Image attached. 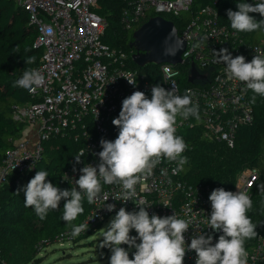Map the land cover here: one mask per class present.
<instances>
[{"label": "built area", "instance_id": "1", "mask_svg": "<svg viewBox=\"0 0 264 264\" xmlns=\"http://www.w3.org/2000/svg\"><path fill=\"white\" fill-rule=\"evenodd\" d=\"M14 1L27 12L37 32L35 43L43 47L42 61L33 69L44 76V81L30 92L33 101L13 106V117L22 121L25 129L0 163V187L13 172L35 169L46 144L55 137H64L79 146L63 171V179L71 188L79 190L75 180L82 174L80 169L86 164L96 167L100 163L101 139L115 140L118 135L119 129L112 120L118 117L122 101L134 91H142L151 99L154 85L166 90L175 88L177 95L188 94L192 104L198 107L199 119L180 116L176 119V135L187 144L182 153L187 158L193 148L192 129L233 145L237 129L254 119L250 90H246L243 82L227 77L226 65L214 62L213 51L226 48L233 57L243 55L246 62H250L254 55H264V48L247 42L239 32L222 24L219 11L213 5L192 10L194 0H126L121 17L125 28L147 20L151 11L175 16L190 11L186 18L179 16L183 21L179 33L186 40L185 63L164 62L157 70L141 71L130 66L127 51L103 39L106 21L96 11L100 0ZM193 67L199 77L191 81ZM81 152L80 163H76L75 155ZM186 165L180 167L177 162L163 159L150 176L135 186V199L142 202L150 216L175 214L190 221L185 233L187 244L199 234L211 235L214 244L223 233L211 229L208 224L211 214L209 189L187 177ZM259 177V168H245L232 192L248 193ZM101 185L100 199L90 205L87 214L75 225L88 224V229L73 236V227L67 228L54 236V242H75L115 216L121 207L129 212L139 211L134 201L115 199L122 192L121 186L104 184L102 180ZM107 204H114L115 209L109 212ZM130 235L137 233L133 229ZM51 239H44L42 244L49 245ZM245 249L247 264H264V236L259 234L256 242ZM135 250L129 252L130 259ZM110 256L103 264H110ZM195 260L196 254L190 250L184 264H195Z\"/></svg>", "mask_w": 264, "mask_h": 264}, {"label": "clouds", "instance_id": "2", "mask_svg": "<svg viewBox=\"0 0 264 264\" xmlns=\"http://www.w3.org/2000/svg\"><path fill=\"white\" fill-rule=\"evenodd\" d=\"M237 9L227 10L233 30L254 32L264 29V19L257 21L250 15L259 13L264 17V0H258L255 5L239 2ZM14 52H18V48ZM164 54L174 56L176 53L165 49ZM213 54L214 62L226 65L229 79L243 82L246 90L264 97V55L256 54L250 62H246L243 55L233 57L226 48L213 51ZM25 61L32 64L35 57L29 56ZM43 81L44 76L38 70L26 69L22 77L13 82V87L31 92ZM128 82L135 84L131 80ZM256 95L252 97L253 102ZM177 116L199 119L198 107L192 104L190 95H177L175 88L166 90L160 85L151 88V99L142 91H134L122 101L118 117L112 120V124L119 129L116 139L100 141L102 151L98 153V166L86 164L80 169L82 174L75 180L79 190L77 187L62 190L46 179L48 171L39 170L16 194L23 191L25 207L33 208L41 220L50 210H57L64 200L63 220L71 222L84 212V196L89 204L100 199L101 180L104 184L121 186L122 192L115 199L124 202L132 200L139 211L129 212L121 207L104 228L101 247L110 248V264H184L186 253L190 250L196 254L195 264H247L245 240L257 236V225L247 214L252 208V199L247 192L226 191L224 188L211 192L208 224L211 229L223 233L214 244L213 237L205 234L193 236L187 244L185 233L190 228V221L175 214L150 216L142 202L135 199V186L150 176L163 159L177 162L180 167L187 163L188 158L182 155L187 144L176 135ZM81 156L82 152L75 155L76 163H80ZM106 208L111 212L115 205L107 204ZM88 227V224L73 226L72 235L77 236ZM133 229L136 236L130 235ZM137 240L140 242L137 243ZM122 245L136 249L133 258L130 259L129 252Z\"/></svg>", "mask_w": 264, "mask_h": 264}, {"label": "trees", "instance_id": "3", "mask_svg": "<svg viewBox=\"0 0 264 264\" xmlns=\"http://www.w3.org/2000/svg\"><path fill=\"white\" fill-rule=\"evenodd\" d=\"M246 2L255 5L256 0H194L192 10L205 5H213L219 11L220 22L231 28L227 10L237 11V3ZM126 0H100L96 11L106 21L103 39L112 46L122 48L129 53L130 66L143 70H157L158 63L137 65L132 59L134 49L129 46L133 39V31L142 21L131 28L123 26L121 17ZM158 13L151 11L148 18ZM184 14H187L186 16ZM190 11L179 16L186 18ZM176 24L179 32L182 22L179 16L172 13H161ZM257 21L264 19L259 13H250ZM147 18V19H148ZM244 39L264 48V29L254 32H239ZM37 32L29 21L24 8L14 0H0V163L8 148L14 145L15 139L23 135L25 124L13 117V106L33 101L28 90L13 87V82L20 79L26 69L37 67L43 56V47L36 45ZM18 48V52L14 49ZM35 57V62L27 64L25 58ZM254 94L249 96L254 106V119L242 124L236 132L233 145L225 141H217L202 130L191 131L193 148L189 153L186 165L187 177L209 189V195L217 188L233 191L238 176L247 167H257L260 177L248 192L252 199V208L247 213L257 225V236L245 240L244 247L252 246L259 234L264 236V97ZM78 144L70 138L55 137L46 144L41 160L35 169L29 172H13L0 187V264H38L41 262L39 252L47 245L44 239L52 238L57 233L75 226L87 214L90 205L84 196L82 206L84 212L71 222L63 221L52 226L51 219L57 210H50L41 220L31 207H25L24 193L16 191L25 187L39 170L49 172L46 178L54 186L71 190V186L63 179V171L70 158L78 148ZM65 203L64 200L60 205ZM59 205V206H60ZM88 235V234H86ZM83 235V236H86ZM83 236L78 237L75 243Z\"/></svg>", "mask_w": 264, "mask_h": 264}, {"label": "water", "instance_id": "4", "mask_svg": "<svg viewBox=\"0 0 264 264\" xmlns=\"http://www.w3.org/2000/svg\"><path fill=\"white\" fill-rule=\"evenodd\" d=\"M129 46L134 49L133 61L139 66L148 63L173 64L185 63L183 53L186 48V40L179 33L173 20L162 15H155L148 18L133 31V39ZM165 49L174 51L176 54L165 55ZM199 74L195 67L191 70L190 80L194 81Z\"/></svg>", "mask_w": 264, "mask_h": 264}, {"label": "rangeland", "instance_id": "5", "mask_svg": "<svg viewBox=\"0 0 264 264\" xmlns=\"http://www.w3.org/2000/svg\"><path fill=\"white\" fill-rule=\"evenodd\" d=\"M112 218L114 216L102 222L92 233L81 237L77 243L73 241L54 242V237H52L53 241H50L51 243L39 252V257L42 259L38 264H103L111 255V250L108 247H101L102 235L104 228L108 226ZM63 221V205H60L52 216L50 224L54 226ZM124 248L128 252L135 249L129 246Z\"/></svg>", "mask_w": 264, "mask_h": 264}]
</instances>
